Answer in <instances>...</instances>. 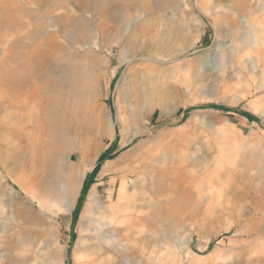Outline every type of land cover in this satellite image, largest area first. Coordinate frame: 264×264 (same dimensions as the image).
<instances>
[{
    "label": "rangeland",
    "instance_id": "374dc122",
    "mask_svg": "<svg viewBox=\"0 0 264 264\" xmlns=\"http://www.w3.org/2000/svg\"><path fill=\"white\" fill-rule=\"evenodd\" d=\"M119 1L127 16L140 12L146 21L132 29L124 56L132 59L129 66L118 59V1L0 0V264L30 254L36 255L32 264H92L93 257L80 245L72 256L78 235L88 242L77 219L97 169L132 146L119 147L117 133L111 141L99 140L100 154L81 187L78 181L73 207L56 211L46 181L53 173L64 179L66 165L57 164V156L51 162L52 141L40 129L50 117L45 106L51 102L63 108L71 124L90 108L96 120L109 122L118 107L128 133L147 131L133 143L153 140V155L134 173L106 174L99 186L106 200V188L115 180L116 202L122 180L129 185L127 195L139 198L134 202L138 208L128 213L140 219L138 228L115 240L136 264H187V257L239 258L253 248L264 251V0H179L175 6L164 0ZM77 9L91 28L85 30L87 44L70 47L51 62L57 43L63 42L58 33ZM38 22H44L41 34L36 33ZM19 37L25 49L22 88L17 85ZM51 63L76 71L77 85H53L56 72H41ZM118 83L129 90L125 99ZM22 105L25 110L19 111ZM19 114H25L22 121ZM21 128L27 141H20ZM62 137H55L57 144ZM69 140L74 146L82 143L73 134ZM88 142L94 141L90 137ZM21 144L24 157L31 158L22 166L16 153ZM63 151L69 153V147ZM141 179L159 192L147 196L132 186ZM26 202L45 221L40 228H54L62 238L61 257L51 248L50 236L31 246L18 234L17 228L33 226L18 217ZM108 256L118 264H134Z\"/></svg>",
    "mask_w": 264,
    "mask_h": 264
},
{
    "label": "bare ground",
    "instance_id": "6f19581e",
    "mask_svg": "<svg viewBox=\"0 0 264 264\" xmlns=\"http://www.w3.org/2000/svg\"><path fill=\"white\" fill-rule=\"evenodd\" d=\"M116 1H118L119 4L118 6L119 13L117 12L118 20L121 22V28H119L120 30L117 36V41L121 42V45L119 47L120 54L118 59L119 60H121V58L124 59L125 63H127V65L129 66V64H131L130 62L132 59L130 58L127 60V58H125L124 56L129 47L131 36L135 33L134 31H132V29L139 27V25L144 24L146 21L140 20L142 16L140 12L137 16H132V17L127 16L123 1L122 2H120L119 0ZM164 1L165 4L168 3L173 6L177 5L179 2V0H164ZM133 9H135V7ZM52 10L53 7H50L49 9L47 8L45 13L48 16H51V13L53 12ZM66 19H67L66 23L58 33L62 37L63 42L57 43L54 57L49 58L51 62L55 57L58 56V54L59 55L63 53H64L63 55L67 54L65 52H67L70 49V47L87 44V40H85V35H86L85 30L88 31L91 28L86 23L88 20L86 14H84V12L81 9H77L75 10L74 14H69ZM43 29H44V22H38L36 27V33L41 34V31H43ZM17 46H18L16 48L17 69L20 70L17 79V85L21 86L22 88L26 83L25 77L23 76V71L26 66H25V62L22 60L23 55L25 53V49H24V42L22 41L21 37L17 39ZM49 65H50L49 67L45 68L41 72L48 74L51 72L52 73L56 72V74L52 76L51 79V83H53V85H56L58 87H60V85L62 84L66 85L67 83H73L75 86L77 85L76 71H73L72 69H67V70L59 69L58 63H53V64L51 63ZM123 79H125V76L124 77L122 76V81ZM123 84L124 83L122 84L118 83L117 89L121 93V96L125 99L127 96H129L128 94L129 90ZM45 107L49 108L50 117L45 123L41 124L40 129H42L41 131L43 133H47L52 141L51 143L53 145V149L52 152L50 151L51 162L55 163L56 161V163L58 164V162L61 160L64 161L66 165V168L63 169L64 170L63 176H65L64 179L60 178L61 176L59 177L58 174L53 173L52 175H50L49 178L47 177V181H46L47 183L46 186L48 190L46 192H49L50 196H52L55 199L57 204L56 211H61V210L68 211L73 207L75 200H73L72 197L75 194L74 190L78 185V181H80L79 187H81L82 180L86 172L91 170L95 160L100 154L99 150L101 149V146L99 145V140L104 138L111 141L115 138V134L117 133L119 135V139H118L119 147H123L126 146L128 143H132V146L124 150L121 154H119V156L115 160L112 159L105 160L102 163L100 172L97 175L96 182L93 183L90 186L89 190L87 191L80 215L77 219V229L79 232L81 230H86L88 232V235L86 237L88 239V242L83 244V238L80 235H78V237L75 239L74 246L72 248V256L75 255L80 245V249L83 251V253L86 256L88 255L93 257L91 261L92 264H96V263L118 264L117 261L114 262L113 258L108 256L109 254L114 255L116 258H118L117 260L121 259L120 261H122L123 259H128L132 261L134 264H136L135 258L133 256L117 248V246L115 245V240L117 239V236L121 232L131 231L133 230V227L138 228L139 225L138 223L140 219L137 218L134 219V217L130 216L128 213L134 210L135 208H138V205L134 202L139 198L137 199L138 196L135 194H133L132 196L127 195L129 190V185L128 183H125L122 180H119V187H118L117 201H116L117 203L114 202L115 188H116L115 180L110 181L109 183L110 186L106 188V200L102 199V196L99 193V186L103 184L101 179L106 174L124 171L123 176L129 177L128 175L134 173L135 170L140 165L144 164L153 155L155 150V145L153 144V140L143 137L139 139L136 143H133V139L135 137L143 136L147 131L144 129H138L133 131L132 133H128L125 130V125L120 119L119 116L120 111L118 110V107H116L115 109L116 110L115 118L109 122H105L103 120L100 121L96 120V118L94 117L93 110L92 108H90L91 110L88 109L86 115L83 112H80L77 121H75L73 124L69 122L66 123L67 121L66 112L63 110V108L60 105H56L55 103L51 102L50 105H47ZM24 110H25L24 105L19 107V111H24ZM24 117L25 114H19L18 119L22 121ZM59 133L62 134L63 137L61 142L57 144L55 137H57ZM70 133L73 134V137L78 138L79 141L80 140L82 141L80 146L78 145L74 146L71 140H69V137L71 136ZM90 137L95 142V143L93 142L94 145L93 143L91 145L89 144L88 141ZM19 138L21 142L22 140L23 141L26 140L27 133L24 131V128L23 129L21 128L19 130ZM69 142L71 143L69 144ZM22 146H23L22 144L18 146L19 150L18 152H16L18 154V162L21 166L24 164V160L27 157V156L24 157L25 152ZM64 146L69 147V153L63 151ZM55 156L57 157L54 161ZM42 158H44V156ZM29 159L31 160V158ZM41 173L42 172H40V174ZM12 181L14 182V180ZM132 186L136 187V189H140V188L144 189L145 192L148 193L147 196L159 192L157 191V189L152 188L149 185V183L145 182L144 179L133 182ZM170 197H172V194L167 195L164 201L170 200L171 199ZM143 198H147V197H143ZM20 211L21 212H19L20 214L18 217L22 219L23 223L33 226H22L20 228H17L18 234L27 241H29L31 246H34L37 243H39L42 237L50 236L51 241L48 242H50L49 244L51 248L53 250L55 249L57 255L61 257L62 249L58 247V244L60 243V240L62 238L60 239L56 229L54 228L41 229L40 223L41 220L42 221L44 220L42 218L41 219L39 218L38 212L33 211L31 209V206L27 202L24 203V206ZM40 214L42 213L40 212ZM130 220H132V222H130ZM114 225H122V226L120 227L118 226L116 228L114 227ZM241 228L246 230L245 227H241ZM262 229H263V225L261 221H258L257 235H260V231ZM31 255L32 254H30V256L21 255L18 256L15 260L10 258L5 261V264H13V263L32 264L34 260L33 256L35 254H33V256ZM222 255L223 254H221V257H218L216 259L211 257H204V256L187 257L186 262L187 264H264V251H262V249L260 251L256 250L255 248L250 249L249 251H247L245 257L241 256L239 258H234L232 254L228 255L227 258H225V256Z\"/></svg>",
    "mask_w": 264,
    "mask_h": 264
},
{
    "label": "trees",
    "instance_id": "16d2710c",
    "mask_svg": "<svg viewBox=\"0 0 264 264\" xmlns=\"http://www.w3.org/2000/svg\"><path fill=\"white\" fill-rule=\"evenodd\" d=\"M202 107H205V108H209V107H212V108H219L218 106H215V105H204V106H202ZM225 110V109H224ZM227 111V110H226ZM242 114H245V115H247L246 113H242ZM99 169V168H98ZM98 169H97V171H98ZM96 171V172H97ZM91 183V182H90Z\"/></svg>",
    "mask_w": 264,
    "mask_h": 264
},
{
    "label": "crops",
    "instance_id": "0c3cea01",
    "mask_svg": "<svg viewBox=\"0 0 264 264\" xmlns=\"http://www.w3.org/2000/svg\"><path fill=\"white\" fill-rule=\"evenodd\" d=\"M107 160H110V159H107ZM100 168H101V166H100ZM100 168H99V170L97 171V173L95 174V175H96L95 180L97 179V175H98L99 172H100ZM95 182H96V181H94L93 183H95ZM93 183H92V184H93ZM92 184H91V185H92ZM91 185H90V186H91ZM90 186H89V188H90ZM89 188H88V190H89ZM88 190H87V191H88Z\"/></svg>",
    "mask_w": 264,
    "mask_h": 264
}]
</instances>
